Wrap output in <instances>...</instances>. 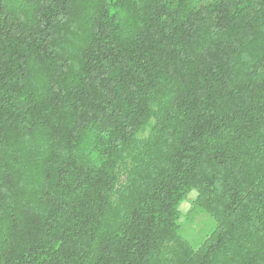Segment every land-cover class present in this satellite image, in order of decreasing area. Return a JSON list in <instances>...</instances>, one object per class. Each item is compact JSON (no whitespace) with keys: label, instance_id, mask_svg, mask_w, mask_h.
<instances>
[{"label":"trees","instance_id":"1","mask_svg":"<svg viewBox=\"0 0 264 264\" xmlns=\"http://www.w3.org/2000/svg\"><path fill=\"white\" fill-rule=\"evenodd\" d=\"M0 264H264V0H0Z\"/></svg>","mask_w":264,"mask_h":264},{"label":"rangeland","instance_id":"2","mask_svg":"<svg viewBox=\"0 0 264 264\" xmlns=\"http://www.w3.org/2000/svg\"><path fill=\"white\" fill-rule=\"evenodd\" d=\"M193 196L194 194L192 193L190 197H193ZM189 206L190 204L188 201L184 202L181 205V209L183 210L184 213L188 211ZM211 224H213L212 221H211ZM209 225H210V222L206 216L204 215L197 216L192 222L188 221L184 224V229H185L184 234L187 235L188 238H192L195 236H199L201 233L200 238L196 241H193V245L196 246L200 243V241L202 240L204 235L210 230V228H212V226L208 227Z\"/></svg>","mask_w":264,"mask_h":264}]
</instances>
